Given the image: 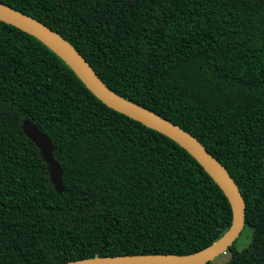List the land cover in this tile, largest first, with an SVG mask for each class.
<instances>
[{
	"label": "trees",
	"instance_id": "1",
	"mask_svg": "<svg viewBox=\"0 0 264 264\" xmlns=\"http://www.w3.org/2000/svg\"><path fill=\"white\" fill-rule=\"evenodd\" d=\"M0 3L193 136L235 181L245 225L264 241V0ZM24 120L51 140L62 193ZM231 222L226 196L185 149L104 105L55 53L0 21V264L187 255ZM225 252L223 264H254L234 243Z\"/></svg>",
	"mask_w": 264,
	"mask_h": 264
},
{
	"label": "water",
	"instance_id": "2",
	"mask_svg": "<svg viewBox=\"0 0 264 264\" xmlns=\"http://www.w3.org/2000/svg\"><path fill=\"white\" fill-rule=\"evenodd\" d=\"M0 21L34 37L55 53L104 105L138 121L147 128L161 133L185 149L219 186L232 211V222L225 234L213 244L192 254L121 255L114 257L96 255L92 258L64 264H206L225 252L234 243L245 225L244 199L226 169L193 136L154 112L111 91L98 78L90 64L67 40L36 19L0 3ZM22 130L25 136L39 149L42 159L48 166L49 178L55 191L62 193L64 191L61 181L62 169L53 157L54 146L51 140L29 120L23 121Z\"/></svg>",
	"mask_w": 264,
	"mask_h": 264
},
{
	"label": "rangeland",
	"instance_id": "3",
	"mask_svg": "<svg viewBox=\"0 0 264 264\" xmlns=\"http://www.w3.org/2000/svg\"><path fill=\"white\" fill-rule=\"evenodd\" d=\"M234 247L244 255L253 259L254 264L264 263V241L252 234V230L244 225L240 234L235 239ZM229 258V254L223 252L216 256L212 262L214 264H223Z\"/></svg>",
	"mask_w": 264,
	"mask_h": 264
}]
</instances>
